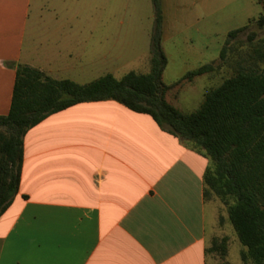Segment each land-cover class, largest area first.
Here are the masks:
<instances>
[{
    "label": "crops",
    "instance_id": "crops-1",
    "mask_svg": "<svg viewBox=\"0 0 264 264\" xmlns=\"http://www.w3.org/2000/svg\"><path fill=\"white\" fill-rule=\"evenodd\" d=\"M29 7L0 0V114L16 63L50 76L58 65L23 50ZM62 30L84 31L85 41L95 26L45 29ZM206 163L149 113L114 99L51 112L22 135L17 189L0 211V264H220L208 249Z\"/></svg>",
    "mask_w": 264,
    "mask_h": 264
},
{
    "label": "trees",
    "instance_id": "trees-1",
    "mask_svg": "<svg viewBox=\"0 0 264 264\" xmlns=\"http://www.w3.org/2000/svg\"><path fill=\"white\" fill-rule=\"evenodd\" d=\"M151 2L153 26L150 68L146 72L128 70L118 78L105 72L77 82L52 77L25 63L15 64L9 107L0 114V211L17 189L25 130L72 103L110 98L149 113L157 123L206 156L202 173L204 199L216 198L225 206L244 247L239 252L241 260L264 264V71L253 60V54L246 52L232 73L203 90L195 109H178L166 100L167 89L214 66L202 63L170 83L161 81L166 63L160 47L162 12L159 0ZM263 19V15L258 16V22ZM243 28L230 30L228 37ZM223 54L221 51L220 58ZM258 54L259 59L263 57ZM211 241V249L219 250L223 256L226 237H213Z\"/></svg>",
    "mask_w": 264,
    "mask_h": 264
},
{
    "label": "rangeland",
    "instance_id": "rangeland-1",
    "mask_svg": "<svg viewBox=\"0 0 264 264\" xmlns=\"http://www.w3.org/2000/svg\"><path fill=\"white\" fill-rule=\"evenodd\" d=\"M159 1L160 47L166 58L161 81L170 83L202 63L214 66L167 89L165 98L175 107L182 111L195 109L203 90L232 73L246 52L253 54V60L264 71V19L258 22V16H264V0ZM87 25L95 26V30L85 41L81 37L84 31H45L52 26L76 29ZM152 26L151 0H30L22 48L42 60L57 62L50 72L54 77L86 82L109 72L118 78L128 70H149ZM240 26L244 28L228 37L230 30ZM56 46L60 48L57 54ZM221 51L224 54L220 58ZM259 52L263 54L260 59ZM205 204L207 236L215 234L208 241V249L217 262L252 264L240 258L244 247L225 206L216 198H207ZM220 236L226 237L223 256L211 249L212 238Z\"/></svg>",
    "mask_w": 264,
    "mask_h": 264
}]
</instances>
